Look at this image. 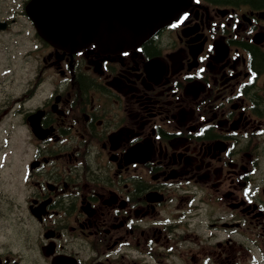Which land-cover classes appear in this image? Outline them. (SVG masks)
Masks as SVG:
<instances>
[{"label": "flooded vegetation", "instance_id": "af4514ba", "mask_svg": "<svg viewBox=\"0 0 264 264\" xmlns=\"http://www.w3.org/2000/svg\"><path fill=\"white\" fill-rule=\"evenodd\" d=\"M22 17L27 63L0 65V264H264V0H192L117 53Z\"/></svg>", "mask_w": 264, "mask_h": 264}, {"label": "water", "instance_id": "95a60500", "mask_svg": "<svg viewBox=\"0 0 264 264\" xmlns=\"http://www.w3.org/2000/svg\"><path fill=\"white\" fill-rule=\"evenodd\" d=\"M192 0H29L38 32L61 47L94 43L105 52L136 47ZM1 24V23H0Z\"/></svg>", "mask_w": 264, "mask_h": 264}, {"label": "rangeland", "instance_id": "374dc122", "mask_svg": "<svg viewBox=\"0 0 264 264\" xmlns=\"http://www.w3.org/2000/svg\"><path fill=\"white\" fill-rule=\"evenodd\" d=\"M22 5V0L19 2L17 0L13 2L12 0H0V17H11L18 14L17 10L20 11ZM25 28L27 29V24L18 15L11 28L0 32V65H5L8 69L17 68L18 74L21 65L27 63L24 54L31 44L28 33L21 34Z\"/></svg>", "mask_w": 264, "mask_h": 264}]
</instances>
